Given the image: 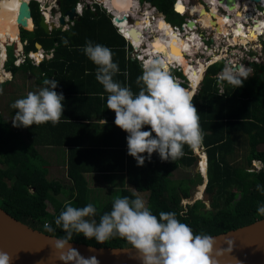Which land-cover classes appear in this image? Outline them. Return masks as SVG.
Instances as JSON below:
<instances>
[{
  "label": "trees",
  "instance_id": "16d2710c",
  "mask_svg": "<svg viewBox=\"0 0 264 264\" xmlns=\"http://www.w3.org/2000/svg\"><path fill=\"white\" fill-rule=\"evenodd\" d=\"M58 2L62 12L74 4V0ZM151 3L168 22L183 21V15L173 10V0H152ZM31 16L35 26L31 30H20V37L27 40L24 51L36 50L37 42L45 51L52 48L62 53L63 57L61 61L51 58L52 63L42 59L38 65L25 58L17 66L12 62L14 58L12 46L7 47L8 58L3 67L10 71L12 76L21 70L33 68L49 76L53 69L58 70L66 61L70 62V54L81 51L87 40L108 48L125 44L123 37L116 32L103 11L84 10L79 19L74 20L67 29L53 28L49 33H45L39 26L40 16L37 10L35 15L31 12ZM168 22L166 23L170 26ZM63 38L68 39V45L63 43ZM262 44L264 46V39ZM138 63L135 59L129 61L130 81L142 74V68ZM221 67V60L207 67L200 88L194 93L192 101L205 134L203 146L207 156V180L204 191L210 197L208 207L200 199L191 203L181 202L191 195L188 182L199 183L201 176L196 180L189 177L177 182L172 181L174 169L191 166L196 161L197 156L193 148L185 145V155L176 161H162L156 152H153L149 161L147 153H144L142 154L146 157L144 165L137 166L136 160L132 162L131 156L127 154L125 164L120 168L125 167L128 187L119 189L118 195L101 206L91 203L97 209V215L94 217L97 222L100 215L111 210L112 203L117 197L135 198L134 192L146 193V206L154 215L158 216L160 212H175L177 219L187 224L197 234L220 233L264 217L257 212L258 206L264 203V147L258 148L260 143L264 144V64H253L254 71L244 81L243 87L234 89L233 86L223 83L222 94L218 92L219 80L213 77ZM171 74L180 73L173 69ZM181 86L185 87V84ZM7 129V123L0 114V207L31 227L63 238L65 234L55 225L54 220L66 203L54 205L53 212L48 211L46 204L50 194L58 191L59 184L47 180L44 171L32 166L28 157L18 154L19 148L12 141V136L11 138L8 136ZM240 145L245 147L242 156H239L237 151ZM120 148L122 152L123 141ZM254 159L260 160L262 166L248 170L251 166H247L246 162L250 164ZM68 174L72 178V189H75L72 205L86 206L90 202L85 199L86 186L82 173L70 171ZM257 185L261 186V190L257 189ZM45 221L51 223L54 231L45 230ZM72 241L96 246H132L120 237L100 244L94 239L86 240L82 235L74 234Z\"/></svg>",
  "mask_w": 264,
  "mask_h": 264
},
{
  "label": "clouds",
  "instance_id": "9594fccd",
  "mask_svg": "<svg viewBox=\"0 0 264 264\" xmlns=\"http://www.w3.org/2000/svg\"><path fill=\"white\" fill-rule=\"evenodd\" d=\"M63 43L68 45V39L63 38ZM81 51L96 66L95 79L104 89L98 95L104 99V93L108 94L107 109L115 113L114 124L128 134V155L136 160L137 166L144 165V153L149 161L153 152L158 153L162 161H176L185 155V145L193 149L203 145L205 134L192 103L195 94L182 87L171 74L166 58L156 56L143 67V62L135 59L142 74L137 78L139 91L133 93L129 86L114 79L120 69L113 62L111 49L87 40ZM253 71L244 64L226 65L219 79L234 89L240 88ZM43 85L39 91H30L12 103L11 107L16 110L11 120L14 127L60 122L64 96L55 91L58 81L45 79ZM100 122L107 123L103 119ZM144 126L150 130H142ZM257 189L261 190V186L257 185ZM133 196L135 198L117 197L111 210L100 215L99 222L94 219L97 209L93 204L74 207L71 201L66 202L54 220L65 234L53 245L62 264H100L96 256L85 257L73 247L74 234L100 244L116 237L125 239L139 252L141 264H218L217 258L224 250H214L215 241L211 236L194 233L191 227L177 219L175 212L154 215L143 198L135 192ZM257 212L264 216V203L258 206ZM44 228L54 231L49 222H45ZM17 258L0 250V264H13Z\"/></svg>",
  "mask_w": 264,
  "mask_h": 264
},
{
  "label": "crops",
  "instance_id": "0c3cea01",
  "mask_svg": "<svg viewBox=\"0 0 264 264\" xmlns=\"http://www.w3.org/2000/svg\"><path fill=\"white\" fill-rule=\"evenodd\" d=\"M124 42L123 46L109 48L114 53L113 62L117 63L120 69L114 79L122 85L129 86L133 93H138L139 76L133 77L135 78L133 81L129 80V61H133L134 58L130 54L129 45L125 40ZM62 57V53L56 58L47 55L40 61L45 59L52 63L51 58L61 61ZM70 57V62L66 61L63 67L62 65L59 67L60 70L53 69L49 76L33 68L21 70L14 76L9 71L10 77L4 79V82L0 81V114L7 123L8 136L10 138L12 136V141L19 148L18 154L28 157L32 166L44 171L47 180L59 184L58 191L50 194V199L46 200V204L49 203L52 208L54 205H64L71 201L75 194V189H72V178L68 174L70 171L82 173L86 186L85 199L90 203L107 201L104 199L106 191L115 190L113 195L115 196L118 195L119 189L128 187L125 167L120 168L125 164V156L128 154L126 142L128 134L114 124L115 113L107 109L106 105L108 94L104 93V99L98 95L104 92V89L95 79L96 66L82 51L72 52ZM86 72L89 74L86 75ZM12 77H16L15 82L12 81ZM45 79L57 80L58 87L55 91L58 94L63 93L64 111L60 122L56 125L47 122L27 128L14 127L11 120L16 110L11 107L12 103L30 91H39L44 86ZM101 119L107 123L101 124ZM142 130L150 129L144 126ZM263 147L262 143L258 145L259 149ZM237 148L238 155L242 156L245 147L240 145ZM26 161L28 163V159ZM131 161H134L133 157ZM195 164L196 162L188 167H178L172 174L179 169L195 168ZM180 178L185 179L189 176ZM136 194L144 195L147 203L145 192Z\"/></svg>",
  "mask_w": 264,
  "mask_h": 264
},
{
  "label": "built area",
  "instance_id": "2783aa9c",
  "mask_svg": "<svg viewBox=\"0 0 264 264\" xmlns=\"http://www.w3.org/2000/svg\"><path fill=\"white\" fill-rule=\"evenodd\" d=\"M190 1L193 0H183V4L185 6V11H188V7H191L193 4L196 3L197 4H202L203 8L205 10H207L205 8V5L208 6V2L209 0H195L193 3L190 4ZM239 2V0H235L234 4L236 2ZM248 2V0H246ZM175 2V0H173V3ZM211 2V0H210ZM216 2H218L217 5V11L220 14H227L228 17H230L231 21L234 20H239L245 31V33H248V28L255 23V18H256V22H259L261 19H257L260 17H264V4L262 3V1H260L259 3H256V11H253V15H248L245 17H240L238 18L237 15L234 14L236 8L234 6V11H228V6L225 3L224 0H216ZM27 3L30 7V4L34 5L35 10H37V12L39 13V16H45L44 20L45 22L48 24V27L50 28V23L54 24V28H60L61 30L67 29L70 25H72L74 23V20H76V17H80L83 13L84 10H89L91 12H96L98 11H103L110 19V22L116 26V31L124 38V40L127 42V44L130 47V54L132 55V58L137 59L142 63V67L144 65V63H146L148 60L159 56V52L153 51L152 54L151 53H145V51L143 49H145V44L147 45L148 42H144L145 44L143 45L142 43L140 45H136L135 41H133L131 39V36L128 33V30L131 27H134L135 25V19L138 18L140 19V22L143 21V18L146 17V13L147 11L150 12L148 13L149 15L147 16L149 18V28H145L144 33H142V29H140L141 26H145L144 23L141 24L140 26L136 27V29L141 31V39H143V36L145 37V39H147L146 37L149 36V39L152 40L153 37L155 36V33L161 31L160 29L157 28L156 25V21L158 20L159 17L163 18L164 21L168 22L164 15H162L161 13H159L156 9V7L150 3V2H146L145 0H136V7L137 10L135 8L134 13H132V10H128L127 12H125V21H127L125 23L124 28L126 29L124 32L121 27H119V23L115 20V14H114V8L112 7V5L105 0H75V4H74V11L76 13V15L72 18L69 19L67 15H64L63 12L60 10L59 8V2L58 0H27ZM134 4V3H133ZM110 5V6H109ZM243 4L239 5V8L242 10V12L244 11V13H246V10H244L242 8ZM142 6V9H140V7ZM188 8V9H187ZM239 9V10H240ZM248 12H250L249 10H247ZM137 12H140V15H138ZM229 12V13H228ZM46 13L47 16L45 15ZM183 14V13H180ZM198 10L195 11V14L193 16L190 15V17L183 19V21L179 22V23H171L168 22L172 28V30H174V32L182 37L185 38L189 43H190V47L191 50L194 51L195 53H193V56L188 55L187 59L194 63V65L197 63V60L199 59L203 64H204V69L202 70V75L200 77V80L197 81L196 85H195V91L197 90V88L200 85V81L202 80L203 74L206 71L207 67L217 61H222V67L217 70L214 74L213 77L218 79L219 82L217 83V87H218V92H222L223 91V83L220 81L219 79V75L222 72L223 68L226 65H238V64H244L248 67H251L253 69V64H264V46L262 44V41L259 40V42H257L256 40H249L248 36L244 35L245 38V42L242 43V41L237 40V42L235 44H230L226 41L225 36H221L218 37L216 35V31L214 26H208V27H204L201 25L200 21L198 20ZM31 15V14H30ZM63 15L64 16V24L59 23L58 18ZM235 15V16H234ZM122 16V14H121ZM31 17V21L34 27V23L32 20V16ZM128 18V19H127ZM211 18H214V16H211ZM215 19V18H214ZM188 20H192L193 24H192V28H189L190 26L187 25V21ZM24 27L19 25L18 26V43H19V47L16 49L14 44L15 41L12 42H6L4 45V50L0 49V53L3 52V59H2V63L4 64V62L7 60L8 55H7V47L8 46H12V54L14 56L13 58V64L14 65H19L23 62V60L25 58H29L31 60L32 64L37 65L40 61L41 58H43V56H47V55H52L53 49H49L48 51H44L42 48H36V50H34V53H36V56H32L31 55V51L29 50L27 52L24 51V45L27 44V40L23 39L20 37V30L23 29ZM27 29V28H26ZM128 29V30H127ZM153 30V33L150 31ZM264 33V28L262 29V31L258 34V37H260L262 34ZM187 34L190 35L187 36ZM188 37V38H187ZM140 40H138L137 42H139ZM196 42H199L200 44L198 45L197 49H195V45ZM250 42H255L258 45H252L250 44L249 47H247L248 43ZM151 43H149L150 45ZM144 46V47H143ZM148 46V45H147ZM256 48V49H252V48ZM262 49H258L261 48ZM148 52V51H147ZM263 52V53H262ZM150 57H145V55H147ZM218 56V57H217ZM173 69H175L178 73H182L183 77L180 76L181 74H173V76L179 81V83H181L182 79H185L188 83L187 86L188 88L190 87L191 81L190 78L188 77V75L184 74L181 67L179 65H174L173 63L168 64V70L170 72L173 71ZM197 72L199 71L198 68H196ZM182 85V84H181ZM193 149L194 153L196 154L197 158H196V164H197V168L200 171L201 174H203L204 176H206V169H207V156H206V152L203 149V146ZM204 158V159H203ZM203 161V165H201ZM254 161L256 160H252V163L254 164ZM262 166V164L260 163L259 166L256 165H251V168H248V170H252L253 168L258 169ZM182 202H187L186 200L182 199ZM47 222V221H45ZM44 222V224H45Z\"/></svg>",
  "mask_w": 264,
  "mask_h": 264
},
{
  "label": "water",
  "instance_id": "95a60500",
  "mask_svg": "<svg viewBox=\"0 0 264 264\" xmlns=\"http://www.w3.org/2000/svg\"><path fill=\"white\" fill-rule=\"evenodd\" d=\"M145 1L151 3L152 0ZM224 1L228 8H234V0ZM175 5L176 2L172 4L173 10L178 14L182 13L175 9ZM25 6L30 17L28 3H25ZM112 7L114 8L113 5ZM63 14L69 19L76 15L73 6L66 9ZM124 17V14L121 17L116 16L115 20L122 18L125 20ZM58 20L61 24L65 22L63 15ZM38 24L45 33H49L54 28L53 23L49 24L50 28L48 27L42 15L39 17ZM187 25L191 26L192 20H188ZM131 32L132 35H136V32L140 33L135 27L128 30L129 35ZM35 47L41 48V45L35 42ZM59 54L58 51L53 50L52 57L56 58ZM260 163L262 164L261 161ZM209 236L215 241L214 250H224L223 255L217 258L218 264H264V217ZM59 239L62 238L46 234L17 220L0 207V250L18 257L13 264H62L58 259V252L53 248L55 241ZM71 243L73 247L79 249L81 255L96 256L100 264H141L140 254L133 246H96L76 241Z\"/></svg>",
  "mask_w": 264,
  "mask_h": 264
},
{
  "label": "bare ground",
  "instance_id": "6f19581e",
  "mask_svg": "<svg viewBox=\"0 0 264 264\" xmlns=\"http://www.w3.org/2000/svg\"><path fill=\"white\" fill-rule=\"evenodd\" d=\"M108 1L110 4L113 5V3L110 2V0H105ZM129 1L132 0H116V10L114 9V14L117 17H121V14H125V12L128 10L129 7ZM253 0H250L251 3H244L242 8L246 10V13L242 10L237 9V4L238 1L235 3V12L234 14L237 15L238 18L240 17H245L248 15H253L252 11L256 10V2L252 3ZM262 1L264 4V0H258V3ZM176 5L175 9L178 11V9H183V12L185 11V6L183 4V0H175ZM235 2V0H234ZM25 3H27V0H0V49L4 50V45L6 42H12L15 41V48L17 49L19 47L18 43V26L21 25L24 28L23 29H32L33 24L31 21V17H29L27 13V8L25 6ZM136 3V1H135ZM242 3V1H241ZM209 8L205 10L203 8L202 4H193L191 7H188V13L193 16L195 14V11L198 10V20L200 21L201 25L204 27L208 26H214L216 35L218 37H221L223 34L225 38H228V33H229V24L232 22L230 17L227 16V14H220L217 11V5L218 2L216 0H209L208 2ZM110 6V5H109ZM133 10H135L136 5H132ZM131 10V8L129 9ZM249 10L250 12H248ZM228 11H234V9L228 8ZM150 12L147 11L146 17L143 18V21L140 22V19L136 18L137 21H135V25L140 26L141 24L144 23L145 26H141L140 29H142V33H144L145 28H149V18L147 17ZM48 13L45 15L47 16ZM211 15L214 16V18H211ZM234 15V16H235ZM190 16V15H189ZM43 17H45L43 15ZM126 18V17H124ZM257 19H261L257 17ZM122 20V21H121ZM121 20H116L119 23V27L124 32L126 29L124 28L125 21L123 18ZM255 23H253L249 28H248V33H245L246 30H244L245 27H243L242 23H240L238 26L233 27V40H235V36L237 35L236 38L240 36L242 40H245L244 35L251 37L253 35H256L258 32L262 31V27L264 26V19H261L259 22H256V18L254 19ZM163 24L164 26L161 27L160 25ZM193 24V21H192ZM157 28L160 29L161 31L155 33V36L153 37L152 40L149 39L147 36H143V39H141V31L140 33L136 32V35H132V32L130 33L131 39L135 41L136 45H140L141 43L144 45V42H148V46L145 44V53H151L153 51L159 52L160 57H164L167 59V65L166 67L168 68V64L173 63L175 66L179 65L183 71L184 74L188 75L190 78L191 84H190V89L189 91L193 92L194 86L196 85L197 81L200 80V77L202 75V70L204 69V64L203 63H197L196 67L192 66L191 63H189L188 59L186 56L190 55L191 47L190 43L185 39L180 36H178L174 30H172L171 26L167 25L166 21H164L163 18L159 17L158 20L156 21ZM135 27V26H134ZM193 26L191 25L189 28H192ZM136 28V27H135ZM128 30V29H127ZM150 31L153 33V30L150 29ZM255 32V33H254ZM187 36L190 37L189 34ZM188 38V37H187ZM140 40L139 42H137ZM149 43H151L149 45ZM155 45H159L160 47H155ZM199 45V42H196L195 48ZM144 47V46H143ZM161 48L163 51H161ZM148 51V52H147ZM194 53V52H192ZM32 56H36L37 54L34 53V51H31ZM149 57L148 54L144 56ZM150 58V57H149ZM2 59H3V52L0 53V65H2ZM196 68L199 69L197 72ZM2 74L0 76L1 80H4L7 77H10V72L5 70L3 67L1 69ZM204 159V158H203ZM256 164L260 163L259 161H254ZM203 165V161L201 163ZM204 184L200 187L199 190V195L202 192Z\"/></svg>",
  "mask_w": 264,
  "mask_h": 264
},
{
  "label": "rangeland",
  "instance_id": "374dc122",
  "mask_svg": "<svg viewBox=\"0 0 264 264\" xmlns=\"http://www.w3.org/2000/svg\"><path fill=\"white\" fill-rule=\"evenodd\" d=\"M135 1L136 0H132V1H129V7H128V10L131 8V10H133V7H132V5H136V3H135ZM241 1H242V3H241ZM258 2V0H253L252 1V3H254V2ZM110 2L111 3H113V6L114 7H116L117 8V6H116V0H110ZM194 1H192V3H193ZM134 3V4H133ZM244 3H251L250 2V0H248V2L246 1V0H239V2H238V4H237V9H240L239 8V5L240 4H244ZM195 4H197V1H196V3ZM243 6V5H242ZM32 7V8H31ZM140 9H142V6L140 7ZM30 10H31V12H32V14L33 15H35V10H34V6H33V4H31L30 5ZM136 10H137V8H136ZM253 11H256V10H253ZM252 11V12H253ZM132 13H134V11L132 12ZM138 13V15H140V12H137ZM229 13V12H228ZM253 14V13H252ZM264 14V13H263ZM183 19H185V18H188V17H190L189 15H191V14H189L188 12H184L183 14ZM171 18L172 19H174V17L171 15ZM261 19H264V17H261ZM170 22V21H169ZM171 23H173V21H171ZM241 22L239 21V20H232V22L228 25L229 26V33H228V38H226V41L228 42V43H230V44H235L236 42H237V40H240V41H242V43L243 42H245L246 40H242L241 38H240V36L238 37V38H236L237 37V35L235 36V40H233V31H234V29H233V27H236V26H238L239 24H240ZM135 27H138L137 25H134ZM264 28V26L262 27V29ZM261 32V31H260ZM260 32H258L256 35H253V36H251V37H249L248 39L249 40H256L257 39V42H259V40H263L264 39V33L260 36V37H258V34L260 33ZM255 33V32H254ZM221 36H223V34L221 35ZM149 37V36H148ZM200 44V43H199ZM250 44H252V45H258L257 43H255V42H250V43H248V45H247V47H249L250 46ZM9 47H11V46H8V48ZM198 47V46H197ZM197 47L195 48V49H197ZM257 48V47H256ZM255 47L254 48H252V49H256ZM258 49H262V47L261 48H258ZM190 52V55L191 56H193V53L192 52H194V51H189ZM195 53V52H194ZM263 53V52H262ZM187 57V56H186ZM218 57V56H217ZM264 59V58H263ZM189 61V60H188ZM202 63L199 59L197 60V63ZM189 63H191V65L194 67H196V65H197V63L194 65V63H192V62H190L189 61ZM2 67H3V63H2V65H0V74H2V71H1V69H2ZM4 68V67H3ZM5 69V68H4ZM206 72V71H205ZM205 72H204V74H205ZM180 76H182L183 77V75H182V73L180 72ZM204 74H203V76H204ZM0 78H2L1 76H0ZM13 79H12V81L13 82H15V80H16V77H12ZM5 79H7V78H5ZM202 79H203V77H202ZM1 81H3V80H1ZM201 82H202V80L200 81V85H201ZM187 81L185 80V79H182L181 80V83L180 84H185V86L186 87H184V88H186V89H190V87L188 88V86H187ZM200 85H199V87L197 88V90L195 91V86H194V89H193V93H197V91H198V89L200 88ZM254 160H256V159H254ZM260 162V161H259ZM246 164H247V166H251V165H256V166H259L260 165V163H258V164H256L255 162H254V164L251 162L250 164L248 163V161L246 162ZM197 169V171H196V169ZM195 168L194 167H191V168H189L190 170H188V169H179V170H177L176 172H174V174H173V178H172V181L174 180V182H177L178 180H181V176H189L191 179H194V180H196V179H198V176H201V180H200V182L199 183H193V182H188V185H189V192L191 193V195H190V197L189 198H187V199H183V200H186L187 201V203H191V202H193L194 200H196V199H200V200H202L203 202H204V204H205V206L206 207H208V205H209V200H210V197H209V194L208 193H206L205 191H204V186H203V190H202V192H201V194L199 195V190H200V187L203 185V184H205V177L203 176V175H201L200 174V171L198 170V168L196 167V164H195ZM115 194V190H111V191H109V192H104V199L105 200H110V199H112ZM110 196H112V197H110ZM144 195H141L140 197L141 198H143L144 200H145V197H143ZM110 197V198H109ZM107 201H97L95 204L97 205V206H101V205H103V204H105ZM182 202V201H181ZM182 203H184V202H182ZM47 209H48V211H50V212H53V208H52V205L50 206L49 205V203L47 204Z\"/></svg>",
  "mask_w": 264,
  "mask_h": 264
},
{
  "label": "snow or ice",
  "instance_id": "6c2138e0",
  "mask_svg": "<svg viewBox=\"0 0 264 264\" xmlns=\"http://www.w3.org/2000/svg\"><path fill=\"white\" fill-rule=\"evenodd\" d=\"M182 10H183V9H178V11H182ZM160 26H161V27H163L164 25H163V24H161ZM155 47H158V48H159L160 46H159V45H155ZM161 51H163V49H162V48H161Z\"/></svg>",
  "mask_w": 264,
  "mask_h": 264
},
{
  "label": "flooded vegetation",
  "instance_id": "af4514ba",
  "mask_svg": "<svg viewBox=\"0 0 264 264\" xmlns=\"http://www.w3.org/2000/svg\"><path fill=\"white\" fill-rule=\"evenodd\" d=\"M193 1H195V0H193ZM192 3V1H190V4ZM74 4H75V0H74ZM74 4L72 5L73 7H74ZM205 8L206 9H208V6L207 5H205ZM188 9V8H187ZM186 12H187V10H186ZM183 13V12H182ZM212 16V15H211ZM203 190V189H202Z\"/></svg>",
  "mask_w": 264,
  "mask_h": 264
}]
</instances>
